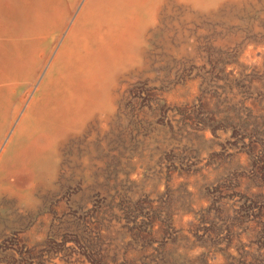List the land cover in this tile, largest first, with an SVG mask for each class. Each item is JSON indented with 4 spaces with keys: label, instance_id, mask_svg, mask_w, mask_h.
I'll list each match as a JSON object with an SVG mask.
<instances>
[{
    "label": "rangeland",
    "instance_id": "rangeland-1",
    "mask_svg": "<svg viewBox=\"0 0 264 264\" xmlns=\"http://www.w3.org/2000/svg\"><path fill=\"white\" fill-rule=\"evenodd\" d=\"M159 30L108 126L30 205L0 201V264H264V0Z\"/></svg>",
    "mask_w": 264,
    "mask_h": 264
},
{
    "label": "bare ground",
    "instance_id": "bare-ground-1",
    "mask_svg": "<svg viewBox=\"0 0 264 264\" xmlns=\"http://www.w3.org/2000/svg\"><path fill=\"white\" fill-rule=\"evenodd\" d=\"M225 1L0 0V201L30 205L67 143L108 126L164 16Z\"/></svg>",
    "mask_w": 264,
    "mask_h": 264
}]
</instances>
